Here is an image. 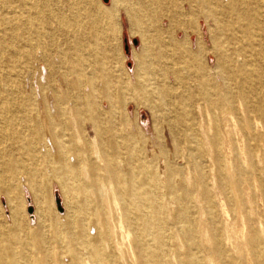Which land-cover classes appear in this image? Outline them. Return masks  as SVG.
Listing matches in <instances>:
<instances>
[{"label":"rangeland","instance_id":"1","mask_svg":"<svg viewBox=\"0 0 264 264\" xmlns=\"http://www.w3.org/2000/svg\"><path fill=\"white\" fill-rule=\"evenodd\" d=\"M108 1L0 0V93L17 110L0 146L1 224L29 236L31 264H264V56L259 72L237 66L241 52L224 63L204 0ZM248 1L264 23V0ZM67 32L108 41L113 86L90 100L95 125L66 108L56 153L45 106L73 101ZM138 82L149 95L126 109L120 85Z\"/></svg>","mask_w":264,"mask_h":264},{"label":"bare ground","instance_id":"2","mask_svg":"<svg viewBox=\"0 0 264 264\" xmlns=\"http://www.w3.org/2000/svg\"><path fill=\"white\" fill-rule=\"evenodd\" d=\"M110 1L111 0L108 2ZM204 1L211 9L212 13L217 17L218 27L221 33L220 39L222 41V46L220 43L218 45L222 52H224V63L225 61L232 60L234 54L241 52L244 56V61L237 66L240 69L246 68L254 72H259V70L253 69L254 63L258 57L264 56V23L260 20L257 9L258 6L249 3L248 0ZM60 19L62 20L63 18H59V20ZM115 29H117L116 26ZM65 36H67L65 43L58 46V55L60 57V65L65 70V73L62 75L63 79H65L68 89L74 92V95H72L73 101L70 104L67 103V98L55 95V103H57L59 107L56 108L55 105H52V107L48 105L45 106V120L48 125V132L52 137V147H54L56 153L61 151L62 145L64 144L57 132V128L60 125H65L63 116L66 108H73L70 111L72 116L76 119H79L81 115L86 117L85 120H82L80 123L82 130L87 128L88 122H92L93 125H95L96 116L90 110L92 108H89L90 100L97 97L101 90H103L105 97L111 98L113 86L111 79H109L112 56L107 50L108 41H85L82 37L77 36L76 42L71 43L68 40L69 37H72L71 32H67ZM110 41L116 42L118 46L122 41L121 33L111 36L109 42ZM146 41L147 38L143 35V47H147ZM7 47V38L5 35L0 34V64L3 61V55ZM27 50L28 55L31 56L33 50L32 44L27 47ZM204 53V44L202 41H198L194 54L202 55ZM70 74H74L76 79L71 81L68 77ZM9 77L10 75L3 73L0 67V81L1 79L4 80ZM68 81L70 83H68ZM100 83L101 87H99ZM120 87L117 101L120 105L125 102L126 109L129 107V101L134 100L137 102V97L149 95L146 87L140 82L126 87L120 85ZM222 102L223 99L219 100L220 104ZM16 111L15 107L14 110L10 108L9 104L4 101L0 93V146L2 144V139L5 137V132H3L5 130L4 127L10 123V118L12 119V117H14ZM59 120L64 122L62 124L59 123L57 126ZM132 182L134 183L132 179H125L122 181V183L128 186ZM137 196L140 195L138 194ZM137 196L133 194L131 189H127V191L125 190L120 194L122 201L129 203H136V201H132H134ZM137 212L142 213V210L137 209ZM34 242L37 241L34 240ZM32 244V240L29 236L20 232L19 229H11L2 225L0 216V264H31V259L33 258Z\"/></svg>","mask_w":264,"mask_h":264},{"label":"water","instance_id":"3","mask_svg":"<svg viewBox=\"0 0 264 264\" xmlns=\"http://www.w3.org/2000/svg\"><path fill=\"white\" fill-rule=\"evenodd\" d=\"M104 1H108V0H104ZM133 41L136 42L137 39L134 38ZM124 47H125V49H126V48H127V44H125ZM56 202L59 203V204H58V209L61 210V209H62V206L60 205V200H59V198H56ZM28 209H29V211H31V210H32V207L30 206Z\"/></svg>","mask_w":264,"mask_h":264}]
</instances>
